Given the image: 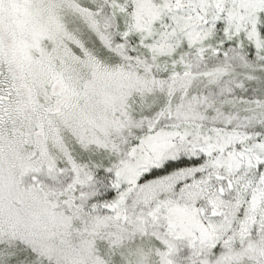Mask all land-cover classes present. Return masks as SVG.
Here are the masks:
<instances>
[{
    "label": "snow or ice",
    "instance_id": "6c2138e0",
    "mask_svg": "<svg viewBox=\"0 0 264 264\" xmlns=\"http://www.w3.org/2000/svg\"><path fill=\"white\" fill-rule=\"evenodd\" d=\"M0 264H264V0H0Z\"/></svg>",
    "mask_w": 264,
    "mask_h": 264
}]
</instances>
